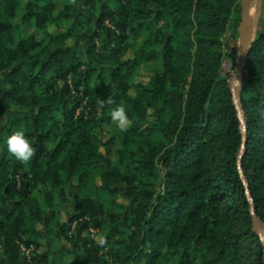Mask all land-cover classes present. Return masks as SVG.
Returning a JSON list of instances; mask_svg holds the SVG:
<instances>
[{
    "label": "trees",
    "instance_id": "16d2710c",
    "mask_svg": "<svg viewBox=\"0 0 264 264\" xmlns=\"http://www.w3.org/2000/svg\"><path fill=\"white\" fill-rule=\"evenodd\" d=\"M242 3L0 0V264H264V28L246 139L221 76ZM17 130L27 163L7 150Z\"/></svg>",
    "mask_w": 264,
    "mask_h": 264
},
{
    "label": "rangeland",
    "instance_id": "374dc122",
    "mask_svg": "<svg viewBox=\"0 0 264 264\" xmlns=\"http://www.w3.org/2000/svg\"><path fill=\"white\" fill-rule=\"evenodd\" d=\"M264 28V0H251L250 6H249V12H248V19H247V25H246V29H245V34L247 35V37H249V39H251L252 41H254L257 31L260 29ZM239 30L240 27L237 29V34H238V40L240 39L239 37ZM235 31V30H234ZM27 33L31 34V33H36L34 30H30L27 29ZM230 35V34H229ZM240 48V45L238 44V49ZM130 54L126 55V57H129ZM146 65H148L151 68H154L156 70H160L162 68V59L160 56H151L149 57V59L146 62ZM221 76L225 77V76H230L231 77V87L233 90V94H234V101L239 113V117L242 123V132L243 135L246 139V126H245V117H244V113H243V109L241 107L240 104V81H239V76H238V66L236 69H232L231 68V63L228 59H225L223 66H222V71H221ZM4 124V120L0 121V125ZM109 139V137L107 136L105 138V140ZM103 153L104 155L111 160H114L116 157L114 149L112 147H107L105 149H103ZM75 191H77V189H75ZM92 191H94L93 189H90L89 193H91ZM84 194V193H83ZM68 213L67 211H65L63 209V220L65 221L68 218ZM49 216L52 215L51 210L49 211ZM86 236L91 237L92 239H96L98 240L99 237H97V235L92 231H88V233H86ZM261 237L264 241V233L261 232ZM44 244H46L47 246H49L50 251H52V247L50 245V243H48V241H44ZM65 246L66 247H70V244L65 242ZM32 255V253H29V257Z\"/></svg>",
    "mask_w": 264,
    "mask_h": 264
},
{
    "label": "clouds",
    "instance_id": "9594fccd",
    "mask_svg": "<svg viewBox=\"0 0 264 264\" xmlns=\"http://www.w3.org/2000/svg\"><path fill=\"white\" fill-rule=\"evenodd\" d=\"M111 118L121 126L127 122V114L123 106H117L111 112ZM7 150L21 163H27L34 156L36 149L23 130L14 131L7 139Z\"/></svg>",
    "mask_w": 264,
    "mask_h": 264
},
{
    "label": "water",
    "instance_id": "95a60500",
    "mask_svg": "<svg viewBox=\"0 0 264 264\" xmlns=\"http://www.w3.org/2000/svg\"><path fill=\"white\" fill-rule=\"evenodd\" d=\"M250 3L251 0H243L242 3V20L239 30L240 48H239V61H238V76H239L240 84L243 81V72L245 67L247 66L248 55L253 44V41L249 39V37H247V35L245 34ZM255 228L257 233L261 236V232L263 233V230L257 219L255 220Z\"/></svg>",
    "mask_w": 264,
    "mask_h": 264
},
{
    "label": "built area",
    "instance_id": "2783aa9c",
    "mask_svg": "<svg viewBox=\"0 0 264 264\" xmlns=\"http://www.w3.org/2000/svg\"><path fill=\"white\" fill-rule=\"evenodd\" d=\"M21 250H22V252L24 253V255L26 256V257H29V253H32L33 252V250H34V248L33 247H30V248H25V247H21Z\"/></svg>",
    "mask_w": 264,
    "mask_h": 264
}]
</instances>
